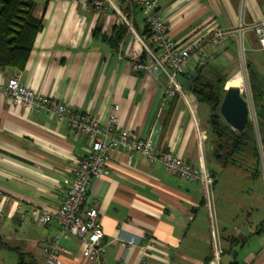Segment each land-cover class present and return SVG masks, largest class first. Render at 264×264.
Masks as SVG:
<instances>
[{
	"label": "crops",
	"instance_id": "crops-1",
	"mask_svg": "<svg viewBox=\"0 0 264 264\" xmlns=\"http://www.w3.org/2000/svg\"><path fill=\"white\" fill-rule=\"evenodd\" d=\"M157 2L170 35L180 42H198L208 57L214 53L206 43L208 34L230 31L222 51L207 62L228 81L239 72L236 68L231 76L226 73L234 66L232 45L237 39L239 50L246 41L251 51L261 50L247 26L264 17V0ZM84 5L85 0L38 2L35 15L43 18V27L26 66L0 68V188L5 193L0 202V264L20 263L21 253L25 264H46L43 247L58 234L59 225L55 220L34 221L29 210L34 206L56 210L67 196L66 178L91 150L88 138L67 119L12 103L6 86L17 73L34 92L101 122L118 104L120 130L151 138L157 149L171 151L194 167L205 154L208 192L201 179L185 180L160 160L112 150L110 174L91 181L83 206L98 209L106 264H140L142 258L146 264H264V166L254 176L206 157L210 150L200 124L208 118L209 108L185 88L197 61L190 58L178 76L185 96L179 92L166 96L167 78L161 70L157 66L138 70L127 55L132 34L126 31L122 44H114L119 26L113 10L86 12ZM144 27L145 23L137 29L141 33ZM247 64L264 80L261 57L252 54L246 59L250 85ZM253 110L256 114L254 103ZM214 168L238 172L217 175ZM214 235L223 249L219 257L213 253ZM131 237L139 243L127 249L122 242ZM147 242L155 247L144 255L141 245ZM60 244L65 249L60 253L63 264H98L83 254L84 244L77 236L62 238Z\"/></svg>",
	"mask_w": 264,
	"mask_h": 264
},
{
	"label": "built area",
	"instance_id": "built-area-1",
	"mask_svg": "<svg viewBox=\"0 0 264 264\" xmlns=\"http://www.w3.org/2000/svg\"><path fill=\"white\" fill-rule=\"evenodd\" d=\"M104 7L112 9L117 17V25L126 27V31L132 34V42L127 55L134 67L138 70H149L157 66L166 76V96H174L177 92L185 96L178 76L186 70L190 58H194L199 65L209 62L215 54L222 51L224 40L230 33L229 30L217 29L208 34L206 43L214 52L208 57L204 47L198 42H180L170 35L169 26L159 12L157 0H85L84 10L86 12ZM138 7L144 15V23L149 30L148 38L143 37L135 26ZM247 27L255 32L259 46L264 51V17ZM6 93L13 104L26 110L42 108L59 119H67L72 128L88 138L90 143V153L80 159L70 176L66 178L67 196L62 204L56 210L35 206L29 210L32 220L41 224H49L55 220L59 225L58 234L50 238L43 247L46 264H63L60 253L65 249L61 246L60 240L70 238L72 235L83 241V254L87 258L97 261L98 264H106L104 251L100 244L104 235V226L98 209L94 206L87 208L83 206L91 181L110 174L111 152L115 148L125 150L131 155L136 152L141 153L152 162L160 160L169 172L185 180L201 179L207 192L209 191L211 181L204 161V152L200 157V166L194 167L171 151L157 149L151 138H143L120 130V119L115 112L118 104L114 105L108 120L101 122L88 113L71 109L53 97L34 92L21 83L19 73L8 79ZM200 137L203 138L201 131ZM3 200H5V193L0 188V202ZM138 243L135 237H131L122 242V245L129 249ZM141 246L144 249V255L155 247L152 242ZM222 251L214 235L213 253L219 257ZM140 264H146V259L142 258Z\"/></svg>",
	"mask_w": 264,
	"mask_h": 264
},
{
	"label": "trees",
	"instance_id": "trees-1",
	"mask_svg": "<svg viewBox=\"0 0 264 264\" xmlns=\"http://www.w3.org/2000/svg\"><path fill=\"white\" fill-rule=\"evenodd\" d=\"M51 0H0V68L13 67L23 69L34 47L36 36L43 27V18L35 15L38 2L48 4ZM117 46L126 32V27H115ZM149 37L147 26L141 32ZM250 87L256 111L259 131L251 120L242 132L233 128L220 113V106L226 93L228 78L221 70L205 63L199 65L189 76L185 87L187 92L195 95L198 102L209 108L207 118L208 131L212 137V158L225 167L233 165L244 169L254 176L262 170L257 132L261 146L264 145V80L250 68ZM214 174V171H212ZM213 176V175H212ZM3 245L0 237V246ZM21 253V262L24 263Z\"/></svg>",
	"mask_w": 264,
	"mask_h": 264
},
{
	"label": "rangeland",
	"instance_id": "rangeland-1",
	"mask_svg": "<svg viewBox=\"0 0 264 264\" xmlns=\"http://www.w3.org/2000/svg\"><path fill=\"white\" fill-rule=\"evenodd\" d=\"M136 23L137 25H135L136 27L139 26V25H142L144 23V15L142 14L141 10H140V7L137 8V13H136ZM237 45V46H236ZM236 45L233 44L232 45V49L235 50L234 52V61H233V64L234 66L232 65L231 68H229L228 70H226V73L231 76L233 74V72L235 71V69L237 68L239 71L242 72V88H241V93H242V96L249 102V105H250V120L253 122L255 128H256V131L258 130L259 131V128H258V125H257V120H256V114H254V110H253V101H252V97H251V92H250V85H249V81L247 79V71H246V59L250 58L252 54H255V55H258L259 57H261L263 60H264V51H258V52H253L251 51L250 49V46H249V43L246 41V43L244 42L242 44V48L241 50L240 49V42L239 40L237 39L236 40ZM237 49V50H236ZM233 71V72H232ZM202 130L204 131V143L206 144V147L210 150L208 153H206V157L207 158H210L212 157V154H211V146H212V137L211 135L209 134V131H208V123H207V119H203V122L200 124ZM257 137H258V145H259V152H260V159H261V164H262V167L264 166V149L263 147L261 146V143H260V135L259 133L257 132ZM206 148V150H207ZM232 167H228V168H232L234 170H237V167L233 166V165H230ZM208 170V169H207ZM227 171V169L225 170H218L216 168H214V171L216 172L215 174H221L222 172L225 173V172H238V171ZM246 184H249L248 181H246ZM248 201V194L246 192V202ZM247 205V203H246Z\"/></svg>",
	"mask_w": 264,
	"mask_h": 264
},
{
	"label": "water",
	"instance_id": "water-1",
	"mask_svg": "<svg viewBox=\"0 0 264 264\" xmlns=\"http://www.w3.org/2000/svg\"><path fill=\"white\" fill-rule=\"evenodd\" d=\"M220 113L237 131L242 132L250 120L249 102L242 96L241 88L227 86L220 106Z\"/></svg>",
	"mask_w": 264,
	"mask_h": 264
},
{
	"label": "bare ground",
	"instance_id": "bare-ground-1",
	"mask_svg": "<svg viewBox=\"0 0 264 264\" xmlns=\"http://www.w3.org/2000/svg\"><path fill=\"white\" fill-rule=\"evenodd\" d=\"M242 72L239 71L237 72L227 83V86H231V85H236L239 86L240 88H242Z\"/></svg>",
	"mask_w": 264,
	"mask_h": 264
}]
</instances>
